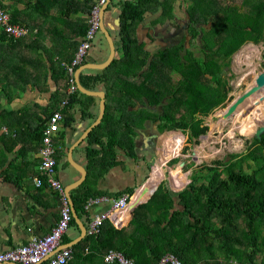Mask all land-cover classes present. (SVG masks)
Segmentation results:
<instances>
[{
    "label": "trees",
    "instance_id": "16d2710c",
    "mask_svg": "<svg viewBox=\"0 0 264 264\" xmlns=\"http://www.w3.org/2000/svg\"><path fill=\"white\" fill-rule=\"evenodd\" d=\"M0 4L9 10L1 0ZM119 7V56L104 69L86 70L80 76L86 88L97 90L103 82L106 91L105 115L85 139L87 177L72 190L77 212L88 228L90 215L85 204L90 197L119 198L129 193L133 194L131 205L134 206L135 200L146 201L155 190L154 176L142 186L136 183L112 193L94 184L111 168L123 163L118 159L119 151L140 160L143 158L138 152L141 131L150 127L163 131L186 125L165 136L164 148H170L171 152L161 161L165 163L171 154L178 152V147L182 153L184 144L198 138L195 124L200 118L230 98L227 72L233 54L247 42L264 40V0H179L178 3L177 0H121ZM177 8L183 10L187 19L184 36L174 48L171 44L154 52L147 49L138 35L146 15L155 16L150 21L152 27L175 20ZM10 14L13 22H17L11 11ZM87 28L88 22L82 28L85 30L82 35ZM30 33L14 40L0 25V88L5 90L9 84L25 90L31 84L42 90L43 73L47 79L50 76L61 81L62 90L57 87L52 91L47 116L39 123L43 135L51 114L61 109L67 96V73L62 61L72 58L59 55L53 59L39 36ZM74 42L80 43L73 40L70 45ZM187 43L194 48L186 47ZM30 50L39 51V55H32ZM8 59H12L9 65ZM43 59L40 67L23 65L25 61L36 63ZM4 82L8 83L5 87ZM96 103V96L78 89L62 112L65 117L80 112L82 118L94 119L91 107ZM137 103L139 107L134 108ZM258 107L261 112L257 114L264 120V95ZM256 118L255 124L263 123ZM207 128L202 126L200 132H206ZM55 144L58 147L56 140ZM64 154L58 148L57 160ZM178 158L180 155L169 163L171 160L177 163ZM216 163L203 165V170L187 175L177 187L188 184L181 190L175 191L162 181L150 199L134 209L127 225L120 228L103 225L98 233H87L72 245L74 258L68 264H119L105 261L104 254L110 249L123 252L136 264H156L169 252L184 264H264V133L261 138L254 137L244 152L230 154L228 159ZM151 165L152 162H147V173ZM218 165L222 166L221 172ZM138 186L141 188L136 190ZM69 229L74 234H65L63 243L81 233L74 217Z\"/></svg>",
    "mask_w": 264,
    "mask_h": 264
},
{
    "label": "crops",
    "instance_id": "0c3cea01",
    "mask_svg": "<svg viewBox=\"0 0 264 264\" xmlns=\"http://www.w3.org/2000/svg\"><path fill=\"white\" fill-rule=\"evenodd\" d=\"M1 1L9 8L18 23L29 27L30 34L39 36L41 44L47 46L48 53L53 56V59H58L59 55L72 58L74 54H71L76 51L79 43L74 42L73 45H70V41L80 42L84 35L82 33L85 31H82V28L85 23H89V9L92 3L96 2V0ZM120 1H109L101 22L114 38L115 57L119 56L117 47ZM146 17L139 25L138 35L145 47L154 52L160 46L154 48V44L159 43L155 42V35L149 30L151 28L150 21L153 18L146 20ZM39 51L30 50L31 54L35 56L39 55ZM109 55L110 45L105 33L100 28L85 63L100 64L105 62ZM8 60L7 65L12 59ZM44 60L36 63L29 60L25 61L26 63L24 62L23 65L27 68L40 67L43 66ZM64 60L68 59L64 58ZM18 63L21 64V61ZM86 70L102 69L86 68L82 72ZM4 73H6V68H4ZM43 77L40 79L42 90L31 84L22 90L21 86H11L7 82L3 84L4 87L8 84L5 90L0 88V251L27 242L32 235L29 227L39 234L49 232L60 215L57 194L47 186L38 187L34 183V176L38 174L41 165L39 151L42 146V133L40 124L47 116L46 108L51 106L49 98L52 91L57 87L62 90L61 81L50 76L47 79L44 73ZM21 83H23L22 79L19 80L20 85ZM97 90L105 91V84L99 83ZM96 97L97 103L91 107L94 119L92 117L82 118L80 112H73L72 116H66L68 121L61 124L60 131L55 138L58 148L65 151V154L58 159L57 170L66 188L82 178V173L75 163L86 168L85 139L89 134L85 138L83 135L99 116L101 99L99 96ZM27 105L30 106L27 107ZM71 149L72 157L70 158ZM119 152L118 159L123 163L111 168L105 177L94 182L98 188L109 190L111 193L140 183V169L139 166L134 165V162L140 160L126 156L123 150ZM109 207V203L102 202L94 205L88 214L104 211ZM132 215L128 209H125L121 217L113 214L110 219L115 221L118 217L121 225L117 226L111 223L110 226L123 227L130 222ZM80 218L85 224V220ZM73 234V229H69L66 233L68 236ZM78 236L74 237L72 241Z\"/></svg>",
    "mask_w": 264,
    "mask_h": 264
},
{
    "label": "built area",
    "instance_id": "2783aa9c",
    "mask_svg": "<svg viewBox=\"0 0 264 264\" xmlns=\"http://www.w3.org/2000/svg\"><path fill=\"white\" fill-rule=\"evenodd\" d=\"M109 0H96L93 4L89 23L80 43L70 60L62 61L67 73V96L63 100L62 107L69 102L70 97L79 89L77 82V70L85 63L87 56L93 47L96 35L100 30L102 22V9ZM0 25L14 40L25 37L30 33L29 27L18 22H13L10 11L0 4ZM61 109L55 110L43 128L42 146L39 154L41 165L37 175L34 176V183L38 187H49L58 196L60 203L59 218L51 230L44 234H39L29 227L30 239L16 247L0 251V264H68L74 258L72 246L62 245L63 236L69 230L73 219L71 198L66 186L60 179L57 170V149L55 138L60 131L61 124L66 117ZM133 194L125 193L119 198L108 195L90 197L85 209L90 212L94 205L105 202L110 207L107 210L92 213L90 215V225L87 233H98L103 225L121 222L117 217L116 221H111V215H117L121 210L131 207ZM104 259L108 263L117 262L119 264H136L133 258L127 257L123 252L110 249L104 254ZM156 264H184L182 260L173 253H166Z\"/></svg>",
    "mask_w": 264,
    "mask_h": 264
},
{
    "label": "rangeland",
    "instance_id": "374dc122",
    "mask_svg": "<svg viewBox=\"0 0 264 264\" xmlns=\"http://www.w3.org/2000/svg\"><path fill=\"white\" fill-rule=\"evenodd\" d=\"M178 2L179 0H177V3ZM185 7L186 3L184 2L182 8L184 9ZM175 11L178 17V23H174L173 25L174 28L172 29L175 34L171 35V38L180 41L181 37L184 36L182 28L186 26L187 19H185L184 15L182 14V9L177 8ZM147 15L148 16L146 17V20L155 17L153 14L150 13H148ZM189 38L190 36L188 37V40ZM188 44L189 43H187V45ZM175 46L176 45L172 44L173 48ZM180 49L181 51H185L184 48L180 47ZM263 71L264 40L259 43H245L238 51L233 54L230 68L227 72L230 84V98L227 100L226 104L215 108L208 116L200 118V121L195 124L197 128L198 137L196 141L192 143L187 142L186 144H184L182 148L183 154L179 153L181 151L178 147V152L171 154L165 161V163H162L161 158H165V156L171 152L170 148H164L165 136H167L172 130L180 129L181 127H184L186 125L175 129H165L163 131H157L156 127L151 128L149 124L148 127L150 128H148L147 130L152 129L153 131L157 132V135H155L152 141L147 140V149L143 148V144L145 142L143 138L141 137L139 139V156L145 159L142 158L139 162H134V165L139 166L140 169L139 182H142L141 186L146 183L150 177L155 176V173H158L160 171H162L163 173L162 169L164 168L163 174H165V176L163 181L168 180L170 182V187L173 190H181L185 188L188 184L183 188L177 189L180 182H182V180H184L187 175H191L194 171L200 170V168L201 170H203V165H217V160L228 159L230 154L242 153L247 150L252 139L254 138V131L260 125L264 124V120L257 114L260 113L258 102L254 103L253 105V107L255 106L258 108V111H255L256 113L252 114L249 117L246 127L243 126V119L245 118L247 113H245L244 115L235 113L234 115H232V118L229 123L224 127H221L220 124L221 117L224 116L226 109L229 108L232 101L236 99L239 95H241L250 85H252L255 81L256 76ZM139 103L136 104L135 108L139 107ZM148 108L156 110V107L149 106ZM256 117H258L263 123L260 122L258 124H255L257 119ZM254 124V128L250 129ZM202 126H208L206 132L204 133L200 132V128ZM181 139L182 135L180 134L179 142L181 141ZM176 155H180V158L177 159L178 162L174 163L172 162L173 160H171L169 163V160L175 157ZM149 161L152 162V165L147 173V162ZM218 166L221 172L222 166ZM165 167H168V171L165 169Z\"/></svg>",
    "mask_w": 264,
    "mask_h": 264
},
{
    "label": "water",
    "instance_id": "95a60500",
    "mask_svg": "<svg viewBox=\"0 0 264 264\" xmlns=\"http://www.w3.org/2000/svg\"><path fill=\"white\" fill-rule=\"evenodd\" d=\"M110 1V0H109ZM109 3V2H108ZM108 4H106L103 9H102V18H103V14H104V11L106 9ZM100 28L102 29V31L105 33L107 39H108V42H109V45H110V55L108 57V59L103 62V63H100V64H92V63H84L82 64L81 66H79L78 70H77V82H78V87H79V90L88 94V95H96V96H99L101 101H100V113H99V116L97 117V119L94 121V123L84 132V135H83V138H85L89 132L95 127L97 126L105 112H106V93L104 90H92V89H88L86 88L82 82L80 81V73L86 69V68H100V69H103L105 67H107L114 59L115 55H116V44H115V41H114V38L113 36L111 35V33L109 32V30L101 23L100 24ZM264 86V71L259 73L256 78H255V81L254 83L248 87L241 95H239L236 99H234L232 101V103L230 104L229 108L231 110H233L237 104L241 103L246 97H248L249 95H251L252 93H254L255 91L259 90L261 87ZM137 108V107H136ZM264 133V124L260 125L255 134H254V137L256 138H261L262 137V134ZM82 140V139H81ZM147 138L144 139V143L145 145H147ZM79 143V142H78ZM72 157V149H71V153H70V158ZM76 167L81 171L82 173V178H80L78 181L70 184L67 188V191L69 193V196L71 198V205H72V211H73V216L74 218L76 219L77 223L79 224V227L81 229V233L80 235L74 239L73 241L69 242V243H63L62 245H67V246H72L74 245L75 243H77L78 241H80L86 234H87V227L86 225L84 224V222L81 220V218L79 217L78 215V212H77V209H76V206H75V203H74V200L71 196V190L74 189L75 187H77L78 185H80L84 179L86 178V175H87V170L85 168V166L81 165V164H77L75 163ZM166 182L168 183V185H170V182L168 180H166ZM159 186V185H158ZM158 186L156 187V189L158 188ZM156 189L154 190V192L156 191ZM153 192V193H154ZM152 193V194H153ZM152 196V195H151ZM150 196V197H151ZM150 199V198H149ZM148 199V200H149ZM147 200V201H148ZM146 202V201H144ZM143 203V202H142ZM141 204V203H139ZM139 204H136L134 206L131 205L130 208H127L131 214H133V211L134 209L139 205ZM125 211L124 210H121L119 213H118V217H121L123 215V212Z\"/></svg>",
    "mask_w": 264,
    "mask_h": 264
},
{
    "label": "bare ground",
    "instance_id": "6f19581e",
    "mask_svg": "<svg viewBox=\"0 0 264 264\" xmlns=\"http://www.w3.org/2000/svg\"><path fill=\"white\" fill-rule=\"evenodd\" d=\"M262 95H264V86L261 87L259 90L255 91L254 93H252L251 95H249L248 97H246L241 103L237 104L233 110H231L230 108H227L224 116L221 117V123H220L221 127H224L225 125H227L229 123V121L231 120L232 115H234L235 113L241 114V115H244L245 113H247V115L243 119V126L246 127L247 122L249 120V117L258 111V108L255 106L253 107V105H254V103H257L259 101V99ZM260 112H261V108H260ZM241 120H242V118H241ZM256 130L254 131V133L256 132ZM165 169L168 171V167H165ZM163 173H164V168H163ZM163 173L161 171V172L156 173V175L154 176V178H153V185L154 186L153 187L155 189L163 181V175H164ZM139 203L140 202H138L136 200L134 201V205L139 204Z\"/></svg>",
    "mask_w": 264,
    "mask_h": 264
},
{
    "label": "flooded vegetation",
    "instance_id": "af4514ba",
    "mask_svg": "<svg viewBox=\"0 0 264 264\" xmlns=\"http://www.w3.org/2000/svg\"><path fill=\"white\" fill-rule=\"evenodd\" d=\"M178 17L175 20H167L166 22H162L161 24L152 26L149 30L150 32H153L155 35V42H158L159 44H154V48L156 47H165V46H169L171 44H176L179 41L171 38V35H174L175 33L173 32V25L174 23H178L177 22ZM187 26V24H186ZM184 26V28H182L183 34L184 30L187 31V27ZM177 33V32H176ZM182 38V37H181ZM186 47H191L194 48L192 46H190L189 44L185 45ZM200 45H196L195 48H199ZM178 74V73H176ZM155 135H157L156 131H153L152 129L149 130H145V131H141V137L143 138V140L145 138H147L148 140L152 141V139L155 137ZM145 144V143H144ZM144 149H147V145L143 146Z\"/></svg>",
    "mask_w": 264,
    "mask_h": 264
}]
</instances>
